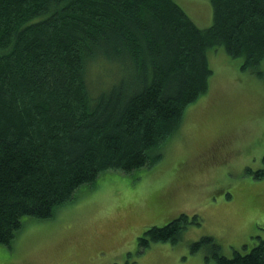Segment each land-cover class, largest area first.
Returning <instances> with one entry per match:
<instances>
[{
  "label": "trees",
  "instance_id": "1",
  "mask_svg": "<svg viewBox=\"0 0 264 264\" xmlns=\"http://www.w3.org/2000/svg\"><path fill=\"white\" fill-rule=\"evenodd\" d=\"M209 3L212 23L200 28L174 0H0V246L24 218H52L102 174L157 163L208 91L209 49L240 58L241 70L260 64L264 0ZM99 63L111 82L93 94ZM199 224L180 214L145 230L138 248ZM202 250L214 264H264L260 238L232 257L210 236L189 244Z\"/></svg>",
  "mask_w": 264,
  "mask_h": 264
},
{
  "label": "rangeland",
  "instance_id": "2",
  "mask_svg": "<svg viewBox=\"0 0 264 264\" xmlns=\"http://www.w3.org/2000/svg\"><path fill=\"white\" fill-rule=\"evenodd\" d=\"M200 28L212 23L209 0H174ZM208 91L185 111L179 130L149 168L102 174L48 220L24 218L0 264H214L189 244L213 237L221 254L246 253L264 240V59L241 70L223 48L206 52ZM104 64L90 68L97 93ZM109 79V78H108ZM109 86V85H108ZM180 214L197 216L175 243L137 240Z\"/></svg>",
  "mask_w": 264,
  "mask_h": 264
},
{
  "label": "bare ground",
  "instance_id": "3",
  "mask_svg": "<svg viewBox=\"0 0 264 264\" xmlns=\"http://www.w3.org/2000/svg\"><path fill=\"white\" fill-rule=\"evenodd\" d=\"M213 10V9H212Z\"/></svg>",
  "mask_w": 264,
  "mask_h": 264
}]
</instances>
